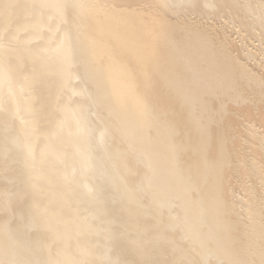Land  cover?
I'll use <instances>...</instances> for the list:
<instances>
[{"label": "bare ground", "instance_id": "bare-ground-1", "mask_svg": "<svg viewBox=\"0 0 264 264\" xmlns=\"http://www.w3.org/2000/svg\"><path fill=\"white\" fill-rule=\"evenodd\" d=\"M263 115L264 0H0V264H264Z\"/></svg>", "mask_w": 264, "mask_h": 264}, {"label": "rangeland", "instance_id": "rangeland-1", "mask_svg": "<svg viewBox=\"0 0 264 264\" xmlns=\"http://www.w3.org/2000/svg\"><path fill=\"white\" fill-rule=\"evenodd\" d=\"M116 4V3H115ZM118 7H123V9H127V5L124 4H116ZM142 6V5H141ZM140 6V7H141ZM133 9H137L136 5L131 6ZM146 8V7H145ZM151 8H154L153 6ZM128 10V9H127ZM154 10V9H153ZM7 42V41H6ZM264 118V115H263ZM260 132H264L263 129L261 128L259 130ZM239 149V147H238ZM237 149V151H238ZM236 150V149H235ZM233 171V170H232ZM229 177H226V181H227V188H233L236 192H239L241 195H245V190L250 187L251 185L254 186L256 182H254L253 180H251L249 177H247L246 175H243L242 178L239 180L237 179L240 176H236L234 172H230V174H228ZM227 175V176H228Z\"/></svg>", "mask_w": 264, "mask_h": 264}]
</instances>
